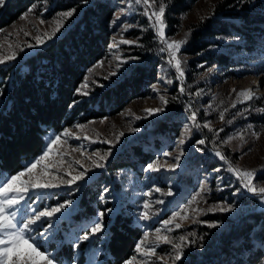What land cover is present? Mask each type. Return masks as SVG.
Masks as SVG:
<instances>
[{
	"label": "rangeland",
	"instance_id": "374dc122",
	"mask_svg": "<svg viewBox=\"0 0 264 264\" xmlns=\"http://www.w3.org/2000/svg\"><path fill=\"white\" fill-rule=\"evenodd\" d=\"M70 1L73 6H80L94 0ZM96 1L106 3L109 7L107 29L110 33L107 37L106 50L100 58L94 60L86 68L84 76L75 90L81 88L82 92L87 91L89 94L95 87L102 88L120 80L136 63H146L145 58L141 59L140 53L141 55L148 53L141 43V38L147 30H151L156 44L150 53L154 56L160 55L162 60L155 65L152 72L153 81L144 87V94L125 102L115 113H105L99 117L72 122L58 131H48L42 150L38 155L25 160L23 167L15 172L21 171L26 164L42 155L50 138H54L55 134H63L65 129L71 135H62V142L54 146L53 155L49 158L53 162L63 160L61 170L56 174L64 176L65 179L70 178L66 175V171L75 169L72 171V175H75L77 171H82L95 162H101L94 154L103 155L109 147H112V154L106 162V167L95 168L93 172L89 173L91 179L82 184L78 191L58 190L57 195L44 201V204L54 205L64 200H73L75 203L71 207L74 212L78 207V197L74 196L80 195L85 185L96 186L100 190V194L96 204L95 202L91 203L97 207L94 215L78 219L71 218L73 227L94 219L99 210L114 209L111 214H105L103 217V223L106 226L104 232L90 241L83 242L79 250L72 247L71 261L62 258L58 261L59 264H73V261L76 264H100L105 255L103 246L108 235L106 223L115 212L125 211L126 202L133 206V209L130 210L133 217L137 218L136 224L141 233L132 252L120 264H124L125 261H130L131 264H165V262L173 264L172 257L175 255V249L172 244L156 240L158 234L155 230L157 228L161 229L159 235H167L173 243H181L179 240L181 236L186 238L183 241L186 246L182 258L175 261V264H179L192 254H196L200 260V249L204 245V239L207 236L212 237L213 234L226 231L230 222L237 221L241 217L250 222L251 241L264 254V238L262 240L252 238L256 232L264 229V202H261L260 197L247 192V190L242 189L237 192V189L241 188V182L233 172L228 170L229 163L242 170L256 169L258 171L255 184L264 186V113L257 111V109H264V50L261 53H249L244 49L236 50L227 46L229 43L227 41L232 39L220 36L216 39L221 44L207 49H223L230 56L236 54L245 57L248 63L235 70L231 66L224 67L196 61L195 54H187L183 48L188 44L193 30L198 29L200 23L217 15L215 13L216 3L223 0H186L187 6L177 12L172 10L173 1L167 0L165 14L167 39L170 42L182 40L185 39V34H188L187 43L178 53V58L185 61L183 64L185 91L181 94L179 92L181 81L177 79L175 61L169 65L167 53L159 51L162 45L155 29L149 27L148 18L142 15L143 6L136 5L134 2L129 5V0ZM33 5L36 6L34 12L28 13V9L20 12L16 18L0 28V55H9L15 51L17 53L15 60H18L22 56L34 52L35 48L42 46L36 45V37L44 38V33L51 35L52 29L56 26L55 20L59 18L58 14L73 9L72 7L49 14L51 8L45 3ZM156 7L158 10V5ZM120 8H125L126 12L113 23L114 15L119 12ZM25 13L28 14L24 19H21L22 14ZM71 18L65 21V26L70 23ZM42 20L43 23H41ZM125 28L127 31H124ZM25 33L28 34L25 35ZM123 39L134 41V43H120ZM113 43H117L118 47L110 48ZM27 45H33V47ZM118 57L121 59L135 57L136 59L129 60L118 70L117 64L120 63ZM98 62L102 63L98 64ZM112 72L117 74L110 76L109 74ZM105 77L108 78L105 79ZM85 78H87V88L83 87ZM167 80H171L172 83H165ZM154 85L158 92L153 91ZM247 90H251L254 97L259 99L245 100L243 95H239ZM198 91L199 95H197ZM161 95L169 101L166 110L158 116H148L144 109L164 106L159 99ZM188 104L192 105V111L198 112L197 123L203 125L205 122H209L212 131H209L208 127H193L188 119L191 116V111L187 110ZM233 105L235 106L233 107ZM221 113H223L224 119L220 118ZM136 117H141V119H136ZM102 119L103 122H101ZM161 124H167L168 127H159ZM76 125H83V127L77 128ZM185 125L191 129L190 134H185ZM131 128H139L140 131L133 132L130 130ZM219 129H223V131H218ZM121 132L124 135L120 137L119 143H115L116 137ZM254 132L259 134L258 138L253 135ZM84 137L89 139H84ZM181 138L185 139L183 145L178 143ZM200 139H204L206 143L198 145L196 142ZM65 140L66 143L63 142ZM104 141H110L113 144L104 143ZM225 141L227 142L225 143ZM138 146L144 153H147V157L145 161L138 163L140 175L135 177V182L132 185L129 182L130 177H134L132 168L125 166L110 172L108 165L118 162V159L138 161L137 157L130 154L131 148ZM181 147L184 154L180 158L178 166L174 170L168 171L173 165H177L175 157L180 155ZM216 151H220L226 160H221L216 156ZM58 152H62L64 155L61 157L56 154ZM165 153H170V155L166 156ZM90 157L91 159H89ZM76 161H79L80 164L77 165ZM149 163H153L161 170L145 171L144 169ZM201 184L207 186L203 192H201ZM105 188L109 190L105 193L107 203L101 204L100 196ZM156 188H160L161 191H155ZM169 191H171V195H166ZM149 192L151 195H145ZM197 193L200 194L197 195ZM144 200L149 201L151 206L149 214L153 217L147 221L139 219V214L144 211L142 208ZM158 201H163V203H158ZM226 205H233L232 211L218 210ZM40 207L42 208L43 204ZM174 213H179V215L174 217ZM255 213H260L261 217L253 220L251 215ZM212 214L216 215L213 220L209 219ZM219 216H224L226 219H219ZM165 220H171V223L164 226L162 222ZM211 222H218V226L209 227ZM176 224H179L180 227L176 228ZM90 227L91 225H89V230ZM68 231L69 225L66 221L62 224L61 230L55 233L45 246L47 251L55 256L56 247L61 241L70 243L66 239ZM145 232H148L147 238L144 237ZM141 240L144 241L141 245L142 251L137 252L136 244ZM190 240L195 242L189 244ZM52 246L53 248H51ZM150 246L155 248L154 255L148 254ZM41 250L45 249L41 248ZM133 257L135 259H132ZM160 257H163L164 260L159 259ZM254 264H264V256Z\"/></svg>",
	"mask_w": 264,
	"mask_h": 264
},
{
	"label": "trees",
	"instance_id": "16d2710c",
	"mask_svg": "<svg viewBox=\"0 0 264 264\" xmlns=\"http://www.w3.org/2000/svg\"><path fill=\"white\" fill-rule=\"evenodd\" d=\"M173 12L184 9L186 0H172ZM188 1V0H187ZM37 3H45L50 13L75 8L76 11L63 30L34 52L13 62L0 64V173L10 176L23 167L25 160L38 155L44 145L48 131H58L72 122L115 113L125 102L142 95L145 86L153 81V69L162 58L150 53L155 48L151 30L145 31L141 43L147 55H141L146 63H136L120 80L105 87H95L88 95L76 92L86 68L100 58L106 50L108 4L90 1L73 6L70 0H6L0 8V28L16 18L20 12ZM217 15L200 23L193 30L188 44L183 48L187 54H195L196 61L208 62L224 67L240 69L248 60L243 56L221 50L207 49L221 44L216 37H227V46L261 53L264 50V0H223L216 3ZM232 50V49H231ZM75 101V103H74ZM162 125V126H161ZM159 127H168L161 124ZM130 154L138 161L121 160L110 163L108 170L128 166L132 168L134 184L139 174L140 161L147 153L140 146L133 147ZM131 157V156H130ZM139 163V164H138ZM117 184V183H116ZM100 190L95 186H84L78 197V207L72 219L90 217L97 207L95 202ZM98 205V204H97ZM102 208L104 206H101ZM125 211L115 212L107 221L105 255L100 264H120L128 257L140 236L137 218L133 217L132 204L126 202ZM259 214V215H258ZM212 214L209 219L215 218ZM253 220L260 213L251 215ZM226 219L219 216V219ZM251 224L241 219L230 222L227 230L207 236L200 249V260L196 254L186 257L179 264H254L264 256L249 236ZM264 238L263 231L253 235ZM53 248V246L51 247ZM57 261H71V243L61 241L56 247Z\"/></svg>",
	"mask_w": 264,
	"mask_h": 264
},
{
	"label": "snow or ice",
	"instance_id": "6c2138e0",
	"mask_svg": "<svg viewBox=\"0 0 264 264\" xmlns=\"http://www.w3.org/2000/svg\"><path fill=\"white\" fill-rule=\"evenodd\" d=\"M86 2V0H84ZM136 5L143 6L142 15L146 16L149 20V27L155 29L157 36L159 37L161 47L159 51L161 53H167L168 59L167 63L172 65L173 61H175V71L178 74L177 79L181 81L179 92L182 94L185 91L183 84V77L185 75V71L183 68V64L185 61H182L178 58V53L183 48L184 44L187 43V35L185 34V39L182 40H174L169 41L165 34L166 21L165 14L167 10V0H129V5L132 3ZM243 3L244 0H241ZM6 3V0H0V7H2ZM158 5V10L157 6ZM36 6L32 5L28 9V13L34 12ZM76 9L73 8L71 10L64 11L58 14V19L55 20V28L52 29L51 35L48 33H44V38L40 36L36 37V45H44L47 41L55 38L56 34L61 30L62 27L65 26V21L69 20L73 17ZM126 12L125 8H120L119 12L114 15L113 23L118 21L121 18V15ZM22 14L21 19H24L28 14ZM154 18V19H153ZM202 19H204L202 17ZM44 21L42 20L41 23ZM131 27V26H128ZM127 31V28L124 29ZM28 33H25L27 35ZM235 39H239L236 37ZM120 43L124 44H132L134 41H129L123 39ZM28 47H33V45H27ZM118 47L117 43H113L110 45V48ZM17 58V53L13 51L9 55H0V64H5L7 62L13 61ZM120 59V63L117 64V69L119 70L125 64L129 62V60L136 59L135 57H129L127 59ZM102 63V62H98ZM91 71V69H89ZM211 71V69H209ZM116 72H112L109 75H116ZM108 77H105L107 79ZM165 83H172L171 80L165 81ZM84 88H87V78H85V82L83 84ZM78 93L83 95H88L87 91H83L81 88H77ZM153 91L158 92L156 86H153ZM200 92H197L199 95ZM239 95H243L245 100L259 99L258 97H254L251 90H247L245 92L239 93ZM159 99L162 101L163 107L158 108H148L144 109L148 116H158L166 110V106L168 104V100L161 95ZM75 103V101H74ZM235 105H233L234 107ZM187 110L191 111V116L188 118L194 128L200 127H208L209 131L212 129L209 127V122H205L203 125L197 123V111H192V105H187ZM258 112L264 113V109H257ZM221 119H224L223 113H221ZM106 119V118H104ZM136 119H141V117H136ZM103 122V119L101 120ZM77 128H82L83 125H76ZM251 128V125H249ZM133 132L140 131L139 128H131ZM185 134H190L191 129L188 128V125H185ZM218 131H223V129H219ZM62 135L69 136L71 135L67 129L64 130L63 134H55L54 138H50V142L47 144L46 149L43 151L42 155L37 157L33 162L26 164V166L19 172L11 175L10 177L6 174L0 173V264H59L56 257L53 253L48 252L46 249V245L51 240V238L55 235V233L61 230V226L64 222H68L69 231L66 233V239L71 243L74 249L79 250L81 244L85 241H90L94 237L103 233L105 230V225L103 223V217L105 214H111L114 209L104 208L99 210L96 214V217L85 224L76 225L73 227L72 225V205L75 203L73 200H64L63 202H57L56 204H44V201L50 200L53 196L58 194V190H66V191H78L82 184L87 183L88 180L91 179L89 173L93 172L95 168H105L106 162L108 158L112 154V147H109L108 151L103 155H99L98 153L94 154L98 156V160L101 162H95L90 167L84 168L82 171H77V174L72 175V171H66V175L70 176L69 179H65L62 175H57L61 170L63 165V160L60 162H53L49 158L53 155L54 146L58 145L62 142ZM124 133L121 132L117 137L115 143H119L120 137L123 136ZM254 136H259L258 133H253ZM79 139V137H76ZM84 139H89L88 137H84ZM231 139V138H229ZM63 142H67L66 140ZM95 142V141H90ZM227 141H225L226 143ZM104 143L113 144L110 141H104ZM179 145H183L185 143V139L181 138L179 140ZM198 145H203L206 143L204 139H200L196 142ZM114 146V145H113ZM201 151L203 149H200ZM59 156H63L64 153L58 152L56 153ZM184 151L181 147L180 155L176 156L175 159L177 161V165H173L172 168H169L168 171L174 170L180 161V158L183 156ZM165 155H170V153H165ZM216 156H218L221 160H226V157L220 152L216 151ZM91 159V157L89 158ZM77 165L80 164L79 161L75 162ZM39 166V169H38ZM82 167V166H81ZM71 168V165H69ZM55 170V171H53ZM145 171H160L159 167L154 166L153 163H149ZM228 170L233 172L237 178L241 182V188L237 189V192H240L242 189L247 190V192L252 193L258 197H260L261 202H264V186H256V172L258 170H242L238 167H234L231 163L228 165ZM218 171V170H217ZM207 186L205 184H201V192L205 191ZM109 190L107 188L104 189V192L101 193L100 202L101 204H106L105 193ZM155 191H161L160 188H156ZM200 193H197L199 195ZM145 195H151V192L145 193ZM166 195H171V191L166 193ZM195 199V197H194ZM158 203H163V201H158ZM43 204L41 208L40 205ZM150 204L148 200H144L142 211L139 214V219L141 221H147L152 219V215L149 214ZM233 205H226L224 207L219 208V211L230 212L233 209ZM179 213H174L173 216H178ZM164 226H167L171 223V220H165L162 222ZM89 225H91L89 230ZM218 222L209 223V227H217ZM180 225L176 224V228H179ZM39 230V231H37ZM171 231V229H168ZM156 233L158 234L156 240L158 242H165L172 244L175 249V255L172 257L173 264L175 261H178L182 258L185 244V237L181 236L179 240L181 243H173L172 240L169 239L167 235H159L161 232L160 228H157ZM83 233L80 235L79 233ZM34 233H36L34 235ZM144 237H148V232L144 233ZM143 240L137 242L136 251L141 252V245L143 244ZM194 240L188 241L189 244L194 243ZM44 248L45 250H41ZM148 254L154 255L155 248L149 247ZM132 259H135L133 257ZM162 261L163 257H160ZM73 264H76L73 261ZM124 264H131L130 261H125ZM166 264V262H165Z\"/></svg>",
	"mask_w": 264,
	"mask_h": 264
}]
</instances>
